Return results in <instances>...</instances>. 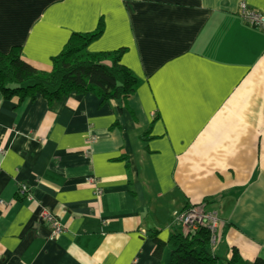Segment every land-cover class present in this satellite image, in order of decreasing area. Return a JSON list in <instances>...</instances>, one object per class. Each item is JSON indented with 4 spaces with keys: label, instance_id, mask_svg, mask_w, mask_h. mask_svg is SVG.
Here are the masks:
<instances>
[{
    "label": "crops",
    "instance_id": "1",
    "mask_svg": "<svg viewBox=\"0 0 264 264\" xmlns=\"http://www.w3.org/2000/svg\"><path fill=\"white\" fill-rule=\"evenodd\" d=\"M241 4L264 18V0H0V53L50 72L101 21L87 51L123 50L140 82L124 107L0 94V264H167L193 205L218 217L212 255L264 259V28Z\"/></svg>",
    "mask_w": 264,
    "mask_h": 264
},
{
    "label": "trees",
    "instance_id": "2",
    "mask_svg": "<svg viewBox=\"0 0 264 264\" xmlns=\"http://www.w3.org/2000/svg\"><path fill=\"white\" fill-rule=\"evenodd\" d=\"M103 33L102 22L91 33H73L61 52L51 58L50 72L38 70L23 58L20 47L7 54L0 53V94L4 100H17V106L29 99H44L48 106L69 94H93L101 104L115 100L124 107L140 82L121 64L123 50L89 53L87 47ZM150 128V127H149ZM141 136L149 137L150 129ZM154 255L159 256L163 243L156 236ZM210 235L204 227L184 234H170L167 264H264L257 258L252 263H241L235 254L227 261L210 253Z\"/></svg>",
    "mask_w": 264,
    "mask_h": 264
},
{
    "label": "built area",
    "instance_id": "3",
    "mask_svg": "<svg viewBox=\"0 0 264 264\" xmlns=\"http://www.w3.org/2000/svg\"><path fill=\"white\" fill-rule=\"evenodd\" d=\"M241 16L253 26H259L264 28V18L256 14L253 11H249L245 4H241ZM17 194L20 195V198L31 200L30 188L26 184H20L17 187ZM203 208V207H202ZM200 207H194L186 211H182L175 215L174 220L181 225V231L186 234L189 231H194L199 227L206 228L211 232L210 243L214 244L215 235L217 232V218L215 217L216 213L212 211H204ZM212 217H207L211 216ZM197 216V218H196ZM42 218L48 225V228L51 233V240L56 239L63 232V225L61 222L49 211L42 210Z\"/></svg>",
    "mask_w": 264,
    "mask_h": 264
},
{
    "label": "rangeland",
    "instance_id": "4",
    "mask_svg": "<svg viewBox=\"0 0 264 264\" xmlns=\"http://www.w3.org/2000/svg\"><path fill=\"white\" fill-rule=\"evenodd\" d=\"M194 207H200V208H202L203 206L202 205H200V206H198V205H193V206H190V207H188V208H186V209H184L183 211H186V210H190V209H192V208H194ZM203 209V208H202ZM204 211H206L207 212V210H205V209H203ZM211 216H207V217H212V214H210ZM215 217L217 218V227H218V217H217V215H215ZM196 218H197V216H196ZM175 224H177L178 225V223L174 220L173 221ZM179 226V225H178ZM180 228H181V225L179 226ZM182 230V229H181ZM209 235H210V239H211V232H209ZM215 243V242H214ZM211 245H213V244H210V246Z\"/></svg>",
    "mask_w": 264,
    "mask_h": 264
}]
</instances>
